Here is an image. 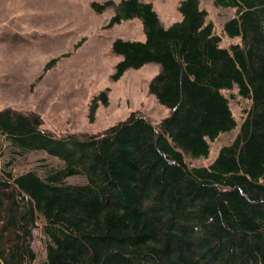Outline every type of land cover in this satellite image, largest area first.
I'll list each match as a JSON object with an SVG mask.
<instances>
[{"label": "trees", "instance_id": "16d2710c", "mask_svg": "<svg viewBox=\"0 0 264 264\" xmlns=\"http://www.w3.org/2000/svg\"><path fill=\"white\" fill-rule=\"evenodd\" d=\"M212 2L235 9L222 27L240 42L221 45L201 0H180L169 25L150 1L91 3L112 7L107 26L141 21L144 39L113 40L121 59L111 77L159 64L148 84L168 109L159 122L132 110L102 131L56 134L37 111L0 108L15 152L59 160L42 171L0 169V264L34 263L38 219L46 256L37 264H264V0ZM108 89L91 98L90 122ZM233 89L246 100L240 122L223 92ZM237 127L208 165L186 161L207 157L209 141Z\"/></svg>", "mask_w": 264, "mask_h": 264}, {"label": "rangeland", "instance_id": "374dc122", "mask_svg": "<svg viewBox=\"0 0 264 264\" xmlns=\"http://www.w3.org/2000/svg\"><path fill=\"white\" fill-rule=\"evenodd\" d=\"M92 1L105 0H0V108L12 106L34 110L41 114L43 124L56 134L67 131H102L125 118L132 110H141L154 122L168 114L148 84L160 66L149 62L139 68H129L117 80L111 75L121 56L111 50L116 37L144 39L142 23L134 18L112 26L107 23L112 7L97 12ZM118 1V0H115ZM150 1L161 21L169 25L180 19L179 0ZM208 19L222 37L221 45L240 42L223 31V22L234 15L235 9L217 7L212 0H201ZM53 66L45 68L53 58ZM108 89L109 102L100 105L93 122L89 120V105L93 95ZM229 98L235 118L244 117L246 104L237 90H223ZM238 127L210 140L207 157H188L190 165H208L224 144L231 142ZM58 158L44 150L24 154L14 151L0 132V169L13 172L32 168L42 171L56 165ZM80 182L79 176L67 178ZM43 220L38 219L32 233V247L37 264L46 256V236Z\"/></svg>", "mask_w": 264, "mask_h": 264}]
</instances>
